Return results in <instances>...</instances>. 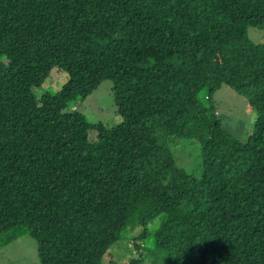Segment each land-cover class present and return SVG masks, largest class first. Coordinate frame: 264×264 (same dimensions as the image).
I'll return each instance as SVG.
<instances>
[{
  "label": "trees",
  "instance_id": "trees-1",
  "mask_svg": "<svg viewBox=\"0 0 264 264\" xmlns=\"http://www.w3.org/2000/svg\"><path fill=\"white\" fill-rule=\"evenodd\" d=\"M250 27L264 31V0H0V242L25 231L37 264H103L132 225L157 264H264V43ZM54 68L68 81L38 96ZM106 79L118 124L66 112ZM223 85L256 112L244 142L216 116ZM185 140L198 173L177 165Z\"/></svg>",
  "mask_w": 264,
  "mask_h": 264
},
{
  "label": "rangeland",
  "instance_id": "rangeland-1",
  "mask_svg": "<svg viewBox=\"0 0 264 264\" xmlns=\"http://www.w3.org/2000/svg\"><path fill=\"white\" fill-rule=\"evenodd\" d=\"M248 36L254 43H264V31L250 27ZM68 81L66 72L54 68L48 79L41 88L36 89L38 96L49 92L56 94ZM114 82L112 79L104 80L96 90L89 95L85 101H79L68 111H77L83 114L92 123L102 122L107 128L113 127L120 122L117 107L113 95ZM204 102L208 99L207 91L200 95ZM212 102L216 109V116L221 120L227 131L240 141L247 139L256 120V112L248 105L247 99L242 97L226 85H223L214 95ZM96 132L90 131L89 138L95 139ZM187 142L176 144L174 153L177 165L186 173H197L201 169V156L199 142L196 140H185ZM183 142V141H182ZM159 227V220L149 225V230ZM142 230V227L129 226L122 233L121 239L113 244L104 255L103 264H132L140 258L137 246H142L144 252L143 264H157L159 261L154 244L143 240L134 239ZM150 231V233L152 232ZM21 236L9 243L1 240L0 264H37L38 251L37 242L29 232H20ZM136 240V241H135ZM144 243V244H143Z\"/></svg>",
  "mask_w": 264,
  "mask_h": 264
}]
</instances>
